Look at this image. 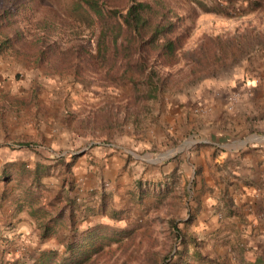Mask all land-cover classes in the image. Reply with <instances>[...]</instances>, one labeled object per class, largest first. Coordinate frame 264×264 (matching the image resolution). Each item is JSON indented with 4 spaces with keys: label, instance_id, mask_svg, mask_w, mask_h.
Masks as SVG:
<instances>
[{
    "label": "crops",
    "instance_id": "1",
    "mask_svg": "<svg viewBox=\"0 0 264 264\" xmlns=\"http://www.w3.org/2000/svg\"><path fill=\"white\" fill-rule=\"evenodd\" d=\"M236 73L186 90L153 138L83 143L41 126L40 139L0 142L3 235L57 212L65 219L69 199L83 202L77 212L91 207L81 223L93 226H127L169 204L177 227L188 218L184 230L220 245L229 264H264V74ZM233 91L243 94L231 108ZM204 106V115L192 112Z\"/></svg>",
    "mask_w": 264,
    "mask_h": 264
},
{
    "label": "trees",
    "instance_id": "2",
    "mask_svg": "<svg viewBox=\"0 0 264 264\" xmlns=\"http://www.w3.org/2000/svg\"><path fill=\"white\" fill-rule=\"evenodd\" d=\"M0 1V57L7 53H23L36 66L43 65L41 67L46 71H60L62 65H67L73 80L81 86H88V77L96 74V79L103 86L109 85L121 95L117 100L118 95L106 96L96 108L101 132L107 141L123 132L124 121L128 117L138 123V107H145L148 114L152 106L159 107L166 92H177L203 79L230 73L243 60L259 52L255 43L257 38L251 35L250 30L231 36L202 35L193 48L181 51L187 27L183 25L182 16L163 0H124L120 5L113 0H56L61 5L60 13L70 19L64 27L66 39L79 41L64 52L54 39L55 36L61 37L63 32L56 23L57 14L42 18L24 31L20 23L24 20L25 4L18 0ZM189 1L192 2L189 12L192 16L197 10L224 17L244 12L236 5L226 10L217 0ZM245 8L247 11L264 10V0L248 1ZM28 48L29 52L23 51ZM183 60L188 65L187 69L174 79L168 69ZM151 121L158 120L153 116ZM101 202H104L103 196ZM67 203L69 209L65 219L60 218L61 214L57 212L53 220H46L38 226L42 237L54 235L63 250H40L35 252L31 263L21 261L19 264H106L98 261L102 247L112 242H117L116 246L120 247L123 244L118 242L132 232V228L126 229L114 223L115 217L111 216L114 221L111 225H88L78 229L76 224L92 215L91 207L86 206L77 212L82 201L69 199ZM50 222L66 232L59 233L58 227ZM168 226L174 240L179 238L183 244L179 249V260H174V253L169 256L170 247L160 253L152 250L150 244L145 247L144 258L140 257L139 251L132 252L134 264H193V257L189 256L194 253H189L185 244L191 243L194 247L195 238L178 228L172 219ZM184 236L189 239L185 240ZM195 253L200 264H229L224 258ZM117 264L130 263L122 259Z\"/></svg>",
    "mask_w": 264,
    "mask_h": 264
},
{
    "label": "rangeland",
    "instance_id": "3",
    "mask_svg": "<svg viewBox=\"0 0 264 264\" xmlns=\"http://www.w3.org/2000/svg\"><path fill=\"white\" fill-rule=\"evenodd\" d=\"M18 1L25 4L23 7L24 20L20 23L24 31L32 28L33 24L42 18L57 14L56 23L59 28L63 29L61 37H54V39H57L59 48L65 52L71 44L79 42L78 39L74 38L66 39L65 35L67 33L64 32L66 30L64 27L69 24L68 20L70 21V19L68 18L69 16L60 13L59 8L61 5L56 0ZM163 1L182 16L183 25L187 27L181 51L193 48L199 39L202 38V35L231 36L250 30L251 35L257 38V42L255 43L256 46L258 45V55L253 54L249 59L243 60L230 73L203 79L198 84L189 88H182L177 92H166L164 95L165 99L159 103V107L155 108V106H152L148 114L144 111L145 107H138L139 112L136 116L138 123H134L128 117L124 121L123 132L115 134L110 141L114 139L137 141L147 136L153 138V130L156 125L161 124V122L167 124L168 120H171L170 116H173L177 103L175 101H178L183 96L182 94L190 88L216 79L220 80L226 76L231 77L234 72H237L236 75L240 76L242 67L244 68V73L250 76L257 75L259 72L264 74V10L247 11L245 8L246 4L251 0H217L219 1L217 3L223 5L226 10L230 9L232 5H236L238 9L244 11L242 14L233 17L204 13L199 10H197L195 16H192L189 13L192 6L191 1ZM113 2H118L120 5L124 0H113ZM0 5H2L1 1ZM188 13L189 16L187 15ZM191 17L193 18L191 19ZM23 51L29 52V48ZM41 66H36L23 53H19L18 55L7 53L0 57V142L18 143L32 138L34 140L40 139L42 137L41 126H47L54 132L66 129L71 140L80 139L83 143L94 141L100 143L109 142L104 140L105 134L101 132V120L96 113V108L106 96H114V94L117 96L118 93L109 85L103 86L96 79V74H92L87 79L90 82L88 84L90 87L81 86L73 80L69 66L62 65L60 71H46L47 69ZM187 66L183 60L168 70L173 73L172 77L174 79H178L179 75L186 71ZM241 92L233 91L230 101L228 100V106L231 108L234 106L236 100L242 96L243 91ZM244 93L248 94V91ZM118 96L115 98L116 100L121 97V95ZM121 101L124 102L123 99ZM128 106L129 110H131V105L129 104ZM208 110L207 106L201 108L194 107L192 112L204 115ZM153 116L158 120L157 122L151 121ZM29 124L32 127V132L24 133L25 126ZM146 183L149 184L150 180H145V187H147ZM148 209L149 212H147L143 221L134 220L131 221V224L125 226L126 229L132 228L131 234L128 235L131 239L127 240V237L125 240L118 242L119 244H123L120 247L116 246L117 242H112L102 247L98 254L99 262L117 264L122 259H126L130 264H134L136 261L132 259V252L139 251L140 257L144 258L143 253L147 252L145 247L150 246V244H152L150 246L152 250H158L160 253H164L170 247L169 256L172 257L174 253V260H179L177 258L179 256V249L182 248L183 244L179 238L178 240H174V236L169 230L168 222L173 219L176 226H178L180 216L169 210V204L164 205V209L160 207L157 209L152 205ZM22 221L25 222V220ZM22 225H24L22 228L19 226L15 228L20 231L16 232L15 230V235H11L10 237L3 235V232L8 231L10 227L0 225L1 264H19L21 261L31 263L37 251L53 250L61 252L63 250L55 236L53 237L55 242L48 241L49 235L42 237L37 225L28 226L26 222ZM76 225H78V229H82L85 226L93 224H87L86 222ZM99 225H103V223L100 222ZM118 225L124 226L122 221ZM187 225L189 223L186 218L185 223L180 225L179 228L184 229ZM57 230L63 234L66 232L65 229L62 230L60 227ZM184 239L187 240L189 238L184 236ZM185 245L189 253H194L189 256L193 257V264L201 263L200 260H197L198 255H195V251L205 257L221 258L224 255L221 253L220 245L215 246V244H211L210 242H197L194 247L191 243ZM224 259L228 260L227 258ZM140 261L139 259L138 262ZM234 264H236L235 261Z\"/></svg>",
    "mask_w": 264,
    "mask_h": 264
}]
</instances>
